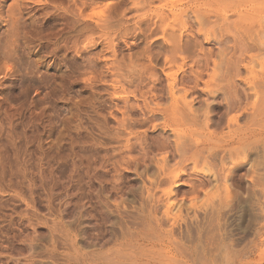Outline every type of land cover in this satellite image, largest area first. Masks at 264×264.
Instances as JSON below:
<instances>
[{
  "label": "rangeland",
  "instance_id": "obj_1",
  "mask_svg": "<svg viewBox=\"0 0 264 264\" xmlns=\"http://www.w3.org/2000/svg\"><path fill=\"white\" fill-rule=\"evenodd\" d=\"M79 8L87 22L66 11ZM160 11L167 20L159 23ZM245 16L264 23V0H0V264H264V149L250 152L233 173L228 160L214 176L199 166L177 186L150 184L157 168L144 172L135 159L140 148L131 150V139L144 132L152 145L147 155L160 159V140L172 137L162 124L152 127L159 117L131 128V103L142 105L131 97V75L148 77L141 87L153 72L166 83L164 71L187 74L202 50L210 52L208 73L212 61L215 73L227 72L222 86H244L222 63L238 55L232 38L221 51L212 31L235 30ZM172 19L177 36L201 35L196 48L185 43L173 51L180 59L168 69L164 59L172 53L163 50L162 39L142 48L173 27ZM244 26L235 30L239 36ZM140 30L148 37L131 62V36ZM73 56L77 73L64 66ZM148 57L152 71L144 69ZM261 61L245 57L242 76L264 73ZM256 84L261 92L264 83ZM164 97L152 101L166 103ZM257 108L264 146V102ZM214 113L193 128L200 131L207 121L208 131L226 134L227 127L212 124ZM248 115L239 125L253 123Z\"/></svg>",
  "mask_w": 264,
  "mask_h": 264
},
{
  "label": "bare ground",
  "instance_id": "obj_2",
  "mask_svg": "<svg viewBox=\"0 0 264 264\" xmlns=\"http://www.w3.org/2000/svg\"><path fill=\"white\" fill-rule=\"evenodd\" d=\"M90 2H94V0H90ZM86 4V2H81L83 6H86ZM66 11L77 17V22L88 21L82 17V10L80 8L78 11H74V13L72 9ZM170 14L174 15V12L171 11ZM250 15L252 16L251 13ZM251 16H245V18H241L243 20L234 23L235 30L238 31H240V27L246 25L244 26L246 33L241 31L243 35H247L245 38L241 37L243 35L239 36L230 26L228 29L225 28L224 31L220 28H218L217 31H212L213 39L218 41L217 44L221 51L230 48L226 44L228 39L230 37L232 38V47L238 51V55L230 62L223 59L222 63L233 68L234 75L232 77H236L244 84V86L240 88L233 85H227L226 87L221 85V82L229 79V77L226 71L219 74L213 71L214 67H216L214 61H212L213 69L208 73L209 58L211 57L210 52L205 53L202 50H199L201 54L197 55L188 65L189 71L187 74L185 71H182L180 76H172L169 72L164 71L166 83H162L160 76L153 72V79H147L148 87L146 84L141 87L140 84L142 81L140 79L148 77H142L141 73H139L136 78L131 75V86H134V90H131V97L138 96L142 99V105L131 103V128L135 125L144 126L146 123L159 117L161 122L154 123L152 127L154 128L156 125L162 124L164 127L163 131L166 132L169 130L172 135L171 139L165 138L160 140L157 150H163L164 153L160 159L152 158L147 155L152 145L150 146L148 143L144 132H138L137 135L133 137V140L131 139V150L133 147L138 146L142 152L141 157L135 158L137 161L136 164L140 163L144 172L153 167V165L157 168V178L151 176L150 184L156 185L158 183L167 182L177 186L180 184L178 180L190 174V170L198 171L199 166L201 167V169H199L201 173L214 176V172L216 171L213 172V170L216 169V166L219 169H223L227 160L231 164L228 170L233 173L237 170L238 166H241L245 162L250 152L256 151V153H258L264 149L262 137L260 135L261 130L256 124L259 116L257 113L258 103L260 101L264 102V89L260 92L256 81L259 80L264 83V73L261 75L252 74L250 76H242V66L240 65L245 61V57L249 63H257L264 57V23L260 22V20L259 22L251 20ZM166 20V13L162 11L157 13L156 22L160 23ZM103 21L107 22L108 19H103ZM172 21L174 22L173 27L161 29V38H156L152 42H145V46L142 48V50L146 51L149 47H152L162 39L161 47L163 50L172 53L169 58L164 59V65H168V69H171L172 64L180 59V55L174 54L173 51L176 48L182 49L185 43L196 48V46L199 45L197 36L201 35L197 31L196 34L191 32L186 38H182L181 35L177 36V29L175 27L177 24L175 23V19H172ZM251 33L253 36H251ZM149 34H151V31ZM146 37H148V35L146 34L144 36L141 30L138 34L131 36V62L133 57L136 58L138 56L137 54L141 53L138 49L139 42L145 41ZM167 37H173L174 40L172 42L168 41ZM205 37L206 39L209 38V36ZM63 39L69 42L70 36H66ZM187 51L194 52V50L191 49ZM113 52L115 53L114 50ZM74 58L75 56L66 59L64 62V66L69 68L70 72H76L80 68V66L72 63ZM154 58H156L155 61L160 60V52L155 53ZM185 59V57H181L182 64H185ZM83 61L88 64V60ZM147 62L144 69L154 70L155 68L151 57L147 58ZM261 63L264 67V61H261ZM261 63H259V65H261ZM181 66L179 68H181ZM193 67L195 68L193 69ZM247 68L248 67H246V69ZM247 70L249 73L252 72L251 67ZM203 75L207 76V79L204 81L202 80ZM137 79H139V82L135 83ZM200 82L202 86H199ZM195 93H198V95L205 94L211 101H207L208 99L198 100L197 96H193ZM95 94L100 95L99 92H95ZM163 96H165L166 103L152 101L156 99V97ZM251 96H253V100L249 101V97ZM187 97H189L190 100H187ZM150 103H152V105ZM195 104L197 105L194 106ZM249 109H252L250 114L248 112ZM212 111L216 112L212 115L214 118L212 124L216 125V128L220 126L227 127L228 131L226 134L222 132L219 133L215 130L208 131L209 125L207 121L204 122V127H200V131L193 128L201 117L208 120L209 114ZM122 114L124 115V113ZM137 114L140 115L139 118L134 117ZM245 114H249L247 116L249 122L253 121V123H251V125H253L251 128L253 138L250 140L247 139L248 137L245 136V133L249 130V126L251 125L244 124V126H241L238 122V119ZM254 114L256 115L254 116ZM181 126L185 127L181 128ZM195 135H203L204 139H198ZM215 159L217 160L216 165ZM170 160L174 162L172 165L173 167L167 164ZM116 163V161H113L112 164L116 165ZM199 183L205 184L208 183V181L201 180ZM191 185V188L193 186L195 189L198 187V185H194V183ZM146 192L150 194V187L146 188ZM170 192H172L171 187L167 191V194H170ZM221 199L222 198L219 197V200Z\"/></svg>",
  "mask_w": 264,
  "mask_h": 264
}]
</instances>
